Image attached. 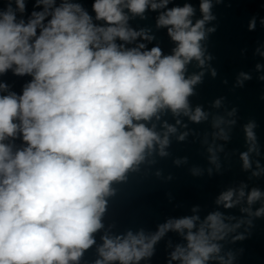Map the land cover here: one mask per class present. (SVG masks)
<instances>
[{"label":"clouds","instance_id":"1","mask_svg":"<svg viewBox=\"0 0 264 264\" xmlns=\"http://www.w3.org/2000/svg\"><path fill=\"white\" fill-rule=\"evenodd\" d=\"M169 2L94 0L93 17L72 0L59 4L35 0L43 10L33 11L25 20L26 0H0L6 5L0 9V75L11 70L16 76L31 77L20 94L0 83V93H7L0 94V264H79L104 227L107 198L115 194L113 183L125 182L153 153L168 155L169 135L177 128L165 121L161 135L151 122L167 111L174 117L183 114L194 123L208 120L202 107L193 110L189 103L204 73L186 76V71L193 60L204 68L206 60L212 59L202 44L215 31L205 28L215 19L212 0H201L202 18L195 22L191 4L167 8ZM149 8L166 9L156 26L166 28L175 42L170 55L158 46L147 49L144 43L127 47L138 38L154 39L149 30L137 31L128 25V13L143 18ZM248 27L255 29V18ZM211 75L215 77V69ZM249 79V74L240 73L237 84L242 86ZM220 104L219 99L214 102L215 107ZM234 114L235 109L228 113ZM180 123L177 119L176 124ZM225 123L235 121L216 116L212 126L219 129L215 136L228 140L221 127ZM255 127L252 121L244 126L249 147L240 158L245 170L252 166L249 154H258ZM187 135L177 139L183 141ZM18 138L23 142L18 148L6 142ZM218 150L223 149L208 147L209 161L217 169ZM245 195L244 186L229 189L216 203L231 209ZM262 197L264 193L253 188L247 193V204ZM241 211L264 216V206L254 213L251 207ZM233 219L215 211L203 220L198 215L169 219L151 235L143 230L106 234L98 247L102 259L95 264H139L153 255L154 246L169 231L186 241L171 252L169 264L213 260L232 264V253L227 259L221 256L218 242L245 222H226ZM247 223L251 225V220ZM243 238L238 235L233 240Z\"/></svg>","mask_w":264,"mask_h":264},{"label":"water","instance_id":"2","mask_svg":"<svg viewBox=\"0 0 264 264\" xmlns=\"http://www.w3.org/2000/svg\"><path fill=\"white\" fill-rule=\"evenodd\" d=\"M60 0H57L59 4ZM80 3L94 17L92 3L94 0H72ZM185 3L191 4L195 9L193 22L202 18L200 12L201 0H170L167 8L183 7ZM211 9L215 19L206 23L205 28H215L208 33L202 42L206 49L205 55H210L211 60H206L204 68L198 66L193 60L188 66L186 76L198 74L203 71L202 82L194 88V95L189 97L190 107L194 110L197 106L209 114L206 121L192 122L187 116L181 114L174 117L170 111L161 115L151 123L156 124V131L163 135L162 124L166 121L177 128L175 134L169 135V146L166 148L167 156L161 157L157 153L139 166L138 171L130 172L125 182H114L112 187L115 194L108 197L107 210L102 218L104 227L95 234L96 243L86 250L79 264H95L97 259H102L98 247L102 245L104 235H123L131 230L136 233L143 230L146 235L154 234L158 226L169 219H178L186 216L198 215L203 220L209 213L219 211L225 217H234L231 221H245L234 232L218 243L221 244V256L227 259L232 253V264H264V216H250L241 209L251 207L254 213L264 206V197L249 206L247 193L253 188L264 193V67L257 70V64L264 66V0H212ZM6 5L0 3V9ZM13 7L15 5L13 4ZM42 6L37 7L35 0H26V12L23 18L27 20L33 11H42ZM127 11V10H126ZM150 8L144 17H132L129 27L139 31L149 30V35L154 37L151 41L138 38L127 45L135 47L144 43L147 49L160 47L164 55L172 54L175 42L171 40L166 28H158L156 21L161 12ZM19 15V14H18ZM256 20L254 30H249V22ZM102 23V22H98ZM259 49V51H257ZM215 69L216 75H211ZM240 73H247L251 79L245 80L242 86L237 84ZM29 76H16L11 70L0 75V83L8 85V91L20 94L23 86L30 81ZM0 94H7L6 92ZM221 100L219 107L214 106L216 100ZM235 109V114L228 113ZM224 117L225 121L234 120L235 123L221 125L227 132L229 139L223 140L214 134L219 129L212 126L213 118ZM181 121L176 124V120ZM250 121L255 122L254 129L257 137V152L250 153L251 168L245 170L241 153L248 151V143L244 126ZM186 125V127H185ZM151 126V124H149ZM187 132L183 141L177 137ZM14 147L22 146V140H9ZM217 149L220 167L210 163L208 147ZM180 163L177 164L176 161ZM259 164V169L257 168ZM198 174H193V170ZM211 169V172H209ZM259 171L258 176L253 172ZM244 186L245 197L239 204L231 209L216 203L219 195L229 189L239 190ZM193 208L197 211L193 212ZM251 220V225L247 221ZM242 235L243 239L233 240V237ZM185 245L184 238L176 232L169 231L154 246L151 257L144 258L139 264H169L170 254L177 245ZM119 264V262H112ZM171 264H180L171 261ZM209 264H220L218 260L209 261Z\"/></svg>","mask_w":264,"mask_h":264}]
</instances>
